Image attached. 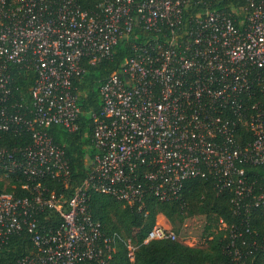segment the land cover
<instances>
[{"label":"built area","instance_id":"1","mask_svg":"<svg viewBox=\"0 0 264 264\" xmlns=\"http://www.w3.org/2000/svg\"><path fill=\"white\" fill-rule=\"evenodd\" d=\"M196 4L98 0L86 11L76 0H0V143L4 133L29 141L0 144V175H21L30 194L0 193V250L20 232L29 245L13 264H109L113 248L87 211L88 192L128 206L147 194L169 202L199 178L231 192L233 210L264 207V189L253 194L244 176V166L264 167V0H244L237 21L221 10L183 12ZM134 28L127 54L98 88L85 178L66 199L45 196L40 180L65 183L69 174L45 130L76 129L72 80L84 63L110 61ZM20 70L33 78L25 92L14 86ZM45 212L59 223L41 225ZM154 240L176 235L155 224L143 243ZM231 264H243L235 250Z\"/></svg>","mask_w":264,"mask_h":264},{"label":"trees","instance_id":"2","mask_svg":"<svg viewBox=\"0 0 264 264\" xmlns=\"http://www.w3.org/2000/svg\"><path fill=\"white\" fill-rule=\"evenodd\" d=\"M98 0H76L80 9L94 10ZM203 4L189 6L183 12H204L221 10L231 13L237 21L244 0H202ZM114 47L110 61H99L93 66L83 64V73L72 80V86L78 94L79 115L76 129H65L51 125L45 132L52 142L64 151L69 174L65 183L58 179L44 178L39 185L45 196L54 195L68 198L72 190L85 178L88 168L85 156H91L92 148L89 135L94 116L99 112L100 99L98 88L105 77L114 71L118 63L127 54V46L132 41L133 29ZM14 86L25 92L32 84V74L26 70L13 72ZM240 135H243L241 132ZM1 145L8 148L28 144L27 135L14 136L2 134ZM240 145L249 138L242 136ZM244 176L251 183L253 194L264 189V167L244 166ZM24 182L21 175L3 177L0 175V193L12 194L15 198L29 197V193L20 189ZM13 185V188H12ZM233 195L227 190L217 191L210 179H188L183 182L179 195L169 202H158L151 194L142 198L141 204L128 206L106 195L88 192L87 211L91 219L100 225L103 237L108 238L113 248L109 264H231V253L238 252L243 264H264V207L233 210ZM200 213L204 217L202 237L204 247H189L177 240H154L143 243L146 232L155 224L154 219L161 215L167 221L185 218ZM43 216L46 219L43 220ZM44 227L59 223V217L53 212L39 216ZM224 227L219 228L220 224ZM235 235L229 239V230ZM209 237V240H206ZM232 246H228V244ZM130 244L132 247H130ZM127 247L131 249V260L127 258ZM29 250L25 233L12 237L0 250V264H13L16 257Z\"/></svg>","mask_w":264,"mask_h":264},{"label":"rangeland","instance_id":"3","mask_svg":"<svg viewBox=\"0 0 264 264\" xmlns=\"http://www.w3.org/2000/svg\"><path fill=\"white\" fill-rule=\"evenodd\" d=\"M154 222L158 227L170 229L176 235L178 242L189 247H204L206 244L202 237L204 217L200 213L175 219L173 223L167 221L161 215H157ZM219 228H221V225ZM206 240H209V237ZM130 247H132L131 244Z\"/></svg>","mask_w":264,"mask_h":264}]
</instances>
